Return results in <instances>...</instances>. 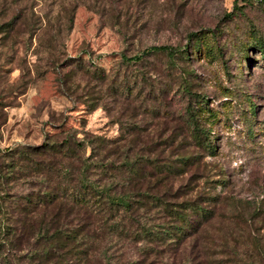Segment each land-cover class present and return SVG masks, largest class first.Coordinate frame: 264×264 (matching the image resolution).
<instances>
[{"label":"trees","instance_id":"trees-1","mask_svg":"<svg viewBox=\"0 0 264 264\" xmlns=\"http://www.w3.org/2000/svg\"><path fill=\"white\" fill-rule=\"evenodd\" d=\"M56 3L68 13L67 27L84 4L81 0ZM243 9L234 2L227 21L234 22ZM258 9L264 13L263 0ZM20 19L12 16L1 23L0 34L9 35ZM40 23L37 19L33 29ZM251 25L248 37L233 46L242 58L253 49L264 61V36ZM228 27L229 23L222 30L191 33L180 48L153 45L132 57L122 54V59L132 64L159 52L175 63L217 56L226 69L228 54L219 36ZM87 71L93 79L108 78L100 67ZM183 72L181 80L190 67ZM131 83L126 77L112 78L108 87L126 99L141 95L142 88L134 94ZM151 89L143 97L161 102L156 88ZM192 89L182 87L188 100L179 115L183 127L170 135L152 137L154 131L145 134L119 123L122 128L114 138L98 134L78 138V131L71 128L46 134L40 144L1 152L0 264H264V221L257 224V219H264V201H245L244 207L239 205L241 199L217 192L227 180L223 169L205 157L218 153L215 125L222 113ZM245 99L247 108L239 115L246 137L253 139L255 132L263 135L264 120L254 131L256 105ZM90 107L94 110L98 104ZM223 108L229 105L224 103ZM176 179L182 182L175 185ZM228 199L235 203L229 226L218 214Z\"/></svg>","mask_w":264,"mask_h":264},{"label":"rangeland","instance_id":"rangeland-1","mask_svg":"<svg viewBox=\"0 0 264 264\" xmlns=\"http://www.w3.org/2000/svg\"><path fill=\"white\" fill-rule=\"evenodd\" d=\"M81 1L84 4L77 7L67 27L68 13L57 0H0V24L21 16L9 35L0 34V153L18 145L40 144L46 134L71 128L78 131V138L86 134L114 138L121 125L145 134L154 131L152 137L164 132L170 135L183 127L179 115L188 102L182 92L187 86L222 113L215 125L218 153L205 157L223 169L227 180L226 187L219 185L217 192L241 199L239 205L244 207L245 201H264V133L246 137V125L239 115L249 97L256 105L253 130L264 120V61L253 49L242 58L233 46L248 37L251 24L264 36L260 0ZM234 2L244 8L243 13L234 22L227 21ZM37 19L41 23L34 30ZM224 22L229 27L219 37L228 54L226 69L217 56L175 63L159 52L132 64L122 59V54L132 57L153 45L180 48L189 42L191 33L222 30ZM187 65L191 72L181 80ZM94 67L106 71V81L89 75L87 68ZM123 77L132 82L134 94L139 87L143 93L127 99L114 95L108 84L112 78ZM150 89L161 95V102L143 97ZM95 103L98 107L90 109ZM224 103L229 108L224 109ZM226 116L229 120L225 121ZM173 182L177 185L182 180ZM234 204L228 199L218 209L224 225L231 222ZM257 221L259 226L264 219Z\"/></svg>","mask_w":264,"mask_h":264}]
</instances>
